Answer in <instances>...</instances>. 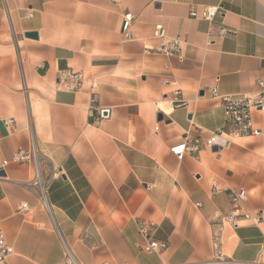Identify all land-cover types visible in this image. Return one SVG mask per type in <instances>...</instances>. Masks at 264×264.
<instances>
[{"label": "crops", "instance_id": "0c3cea01", "mask_svg": "<svg viewBox=\"0 0 264 264\" xmlns=\"http://www.w3.org/2000/svg\"><path fill=\"white\" fill-rule=\"evenodd\" d=\"M203 7L221 10L208 21ZM158 26L181 57L157 52ZM67 70L82 74L76 91L58 86ZM262 78L264 0H0V224L13 249L0 264H264V220L225 222L240 190L241 213L264 219V112L257 136L171 151L224 128L212 89L255 95ZM33 140L43 177L60 173L51 214L30 186L37 161L14 160Z\"/></svg>", "mask_w": 264, "mask_h": 264}, {"label": "built area", "instance_id": "2783aa9c", "mask_svg": "<svg viewBox=\"0 0 264 264\" xmlns=\"http://www.w3.org/2000/svg\"><path fill=\"white\" fill-rule=\"evenodd\" d=\"M221 10L220 7H203L201 16L205 20L211 21L217 13ZM193 16L197 15V12L192 13ZM32 15L28 14L27 18H31ZM135 17L131 13H126L123 15L122 20V33L125 39H129V30L131 29ZM155 36L162 41V46L157 49V52L165 53L169 56L179 55L181 57L182 42L179 39H174L166 43L167 35L166 30L162 26L156 28ZM58 86L65 88L68 91H76L82 82V74L74 72L72 70H67L59 74L58 76ZM258 93L255 95L246 96H222L218 94L216 88L212 89L213 99L219 100L221 106L225 113V125L218 133H212L209 139L203 143L199 139H191L186 137L185 143L173 148L171 151L174 155L182 159L186 154L195 155L202 148L215 150L223 149L230 144V138H240L247 136H257L259 131L254 128L252 123V114L254 112H264V78L260 79L257 83ZM173 101L170 102L171 107H178L183 104V101L179 98L180 93ZM104 113L101 115L103 116ZM4 125L8 130L13 129L14 119L3 120ZM39 151L34 143L30 147V150H21L15 157L16 162H30L32 159L37 161L36 163V178L30 186H33L38 190L37 198L41 207H43L48 213H50V207L48 204L47 193L50 180L53 177H59L60 173H53L51 177H43V172L41 169L42 161L39 158ZM232 200V210L227 217H225V222L232 225L233 227H238L242 221H251L255 225L260 224L264 219L262 215L252 217L251 215L245 213L242 214L240 210V203L246 201L245 191L240 190L233 192L231 196ZM30 207L28 204L23 203L19 207L20 212H28ZM51 214V213H50ZM149 227L146 223H140V232L144 235H149ZM215 247L217 248L216 244ZM166 248L164 244L158 242H151L148 247L143 248L146 251H157L159 249ZM13 252L12 247L7 243L6 236L3 227L0 224V263H5L8 256ZM221 263L228 264L225 261ZM107 264V263H106ZM231 264H236L231 262ZM261 264V263H256Z\"/></svg>", "mask_w": 264, "mask_h": 264}, {"label": "water", "instance_id": "95a60500", "mask_svg": "<svg viewBox=\"0 0 264 264\" xmlns=\"http://www.w3.org/2000/svg\"><path fill=\"white\" fill-rule=\"evenodd\" d=\"M28 38H32V39H36L38 36H37V33H28L26 35ZM104 115L106 116V113H104ZM159 120L161 121L163 119V116L160 114L158 116Z\"/></svg>", "mask_w": 264, "mask_h": 264}, {"label": "bare ground", "instance_id": "6f19581e", "mask_svg": "<svg viewBox=\"0 0 264 264\" xmlns=\"http://www.w3.org/2000/svg\"><path fill=\"white\" fill-rule=\"evenodd\" d=\"M71 256V255H70ZM72 258V257H71Z\"/></svg>", "mask_w": 264, "mask_h": 264}]
</instances>
